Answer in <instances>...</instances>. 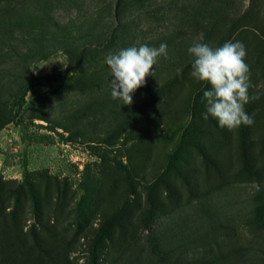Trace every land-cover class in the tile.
<instances>
[{
  "label": "rangeland",
  "instance_id": "obj_1",
  "mask_svg": "<svg viewBox=\"0 0 264 264\" xmlns=\"http://www.w3.org/2000/svg\"><path fill=\"white\" fill-rule=\"evenodd\" d=\"M7 12L0 264H90L91 242L116 211L98 264H183L227 252L220 264H264V227L255 222L264 205V0H26L15 20ZM227 42L243 43L250 69L252 171L243 166L242 125L205 120L211 86L191 76L189 47ZM162 43L167 57L132 105L113 99L106 57ZM84 47L83 71L66 72Z\"/></svg>",
  "mask_w": 264,
  "mask_h": 264
},
{
  "label": "clouds",
  "instance_id": "obj_2",
  "mask_svg": "<svg viewBox=\"0 0 264 264\" xmlns=\"http://www.w3.org/2000/svg\"><path fill=\"white\" fill-rule=\"evenodd\" d=\"M188 52L194 58L191 76L211 86L204 92L207 105L204 119L211 115L220 127L229 130L251 125L253 121L245 111V105L250 101L248 91L251 83L243 43L227 42L216 48L195 43ZM167 54V44L162 43L158 48L131 46L108 55L106 64L112 74V98L123 101L124 105H132L133 93L146 84V77L154 76L158 58H166Z\"/></svg>",
  "mask_w": 264,
  "mask_h": 264
},
{
  "label": "trees",
  "instance_id": "obj_3",
  "mask_svg": "<svg viewBox=\"0 0 264 264\" xmlns=\"http://www.w3.org/2000/svg\"><path fill=\"white\" fill-rule=\"evenodd\" d=\"M11 5L14 6V8L17 12L19 8H21V9L25 8L26 0H0V13L3 12V8H5L8 11L7 14L9 15V19L11 18V21H13L15 19H14V15L11 16V12H13L14 8L12 9ZM0 18H1V16H0ZM15 18L17 20H21V18H19L17 15L15 16ZM5 24L6 23L4 21L0 23V25H5ZM62 40L63 41H61V42H65V44L67 46L68 41H69L68 36L64 35ZM88 49H89L88 47L78 49V51L75 53L74 63L69 65L66 68V72L74 73V72H78V71H83V65L85 64L86 61H88V57H87ZM26 60H27V58H26ZM33 86H34V82L32 80H28V81H25L22 84H20V86L18 87L19 93H18L17 98H16V104L18 106L17 112H20L23 109V104L26 100L27 93ZM4 126L5 125L1 123L0 124V130H2L4 128ZM240 141H241L240 146H241V155H242L243 166L246 170L252 171V164H251V160H250V156H249V152H248L247 141H246V130H245L244 125L241 126V130H240ZM122 168L127 171L126 167L122 166ZM126 177H127V180L130 184V192L133 193L134 187H133V181H132L130 173L127 172ZM152 213H153V210H152V208H150L148 213H147V220L151 218ZM118 214H119L118 211L113 213L110 217L105 219L104 222L99 227V229H98V231H97L95 237L93 238L91 245L89 247L90 264H98V252H99L101 243L104 240V238L107 236L108 230L110 229V227L114 223L115 219L118 217ZM255 222L258 225H260L261 227H264V205H260L257 208ZM152 245H153L152 246L153 251L155 253L160 254L161 250H160L158 244L153 243ZM226 257H228V252L227 253H219V254H217V255L209 258V259H205V260L203 259L201 261H191V262H187V263H183V264H220L221 262H223V260H225ZM46 264H49V263H46ZM50 264H64V263L59 262V261H52V263H50Z\"/></svg>",
  "mask_w": 264,
  "mask_h": 264
}]
</instances>
